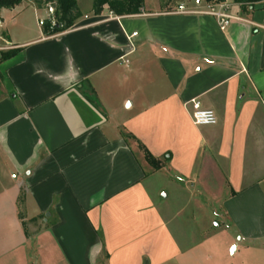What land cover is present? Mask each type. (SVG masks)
<instances>
[{"label":"crops","instance_id":"crops-1","mask_svg":"<svg viewBox=\"0 0 264 264\" xmlns=\"http://www.w3.org/2000/svg\"><path fill=\"white\" fill-rule=\"evenodd\" d=\"M227 1L221 29L202 0L135 15L77 0L52 35L33 0L0 7V264H205L160 173L201 209L219 203L236 251L264 238V2ZM193 100L217 123L196 125Z\"/></svg>","mask_w":264,"mask_h":264},{"label":"rangeland","instance_id":"rangeland-1","mask_svg":"<svg viewBox=\"0 0 264 264\" xmlns=\"http://www.w3.org/2000/svg\"><path fill=\"white\" fill-rule=\"evenodd\" d=\"M79 1V6L84 12L93 0ZM2 17L6 18V16ZM165 165L164 162L163 166ZM165 176L164 173L157 176L162 190L161 195L170 193L168 203L171 210L176 221L182 224L189 237L192 240L205 242L209 254H212L205 264H264V238L253 243L245 240L239 244L237 251H233L241 234L231 221L225 218L226 213L217 205L219 203L213 202V205L207 204L201 209L200 204L193 197L185 196L176 189V180L166 179ZM200 198L204 199L202 196ZM207 201L212 202L209 197ZM191 264L200 263L191 261Z\"/></svg>","mask_w":264,"mask_h":264},{"label":"trees","instance_id":"trees-1","mask_svg":"<svg viewBox=\"0 0 264 264\" xmlns=\"http://www.w3.org/2000/svg\"><path fill=\"white\" fill-rule=\"evenodd\" d=\"M39 8L52 7L54 9L52 18L54 21L46 20L42 23L43 31L46 34H57L64 32L75 25L76 20L81 16V11L78 7L77 0H33ZM174 1V0H173ZM177 1V0H176ZM198 1V0H194ZM206 4H220L225 0H202ZM236 3H240L243 8L252 6L255 3L262 2L264 0H234ZM21 0H0V7H14L19 4ZM145 0H93V12L100 14L104 7H107L113 13L117 15H135L140 14L143 10ZM18 50H10L3 52L1 60H6L17 54ZM127 141H134L135 138L130 134H125ZM139 147L144 151V158L148 164L154 169H160L163 167L164 162L169 160L168 157L163 159L154 158L147 149L138 143Z\"/></svg>","mask_w":264,"mask_h":264},{"label":"built area","instance_id":"built-area-1","mask_svg":"<svg viewBox=\"0 0 264 264\" xmlns=\"http://www.w3.org/2000/svg\"><path fill=\"white\" fill-rule=\"evenodd\" d=\"M228 7L229 3L227 0H225L220 4H207L206 8L204 10L198 11V13L214 16L217 19L221 29H225L231 19L237 18L236 16L228 13ZM49 11L51 14H53L54 9L50 7ZM176 12L193 13L194 11H189L183 4H180ZM111 14H113V12H111ZM51 21H54L53 18H51ZM136 35L137 32L133 33V36ZM192 103V120L196 125H214L217 123L218 119L213 110L201 108V104L198 100H193Z\"/></svg>","mask_w":264,"mask_h":264},{"label":"water","instance_id":"water-1","mask_svg":"<svg viewBox=\"0 0 264 264\" xmlns=\"http://www.w3.org/2000/svg\"><path fill=\"white\" fill-rule=\"evenodd\" d=\"M233 251L235 250V247H233V249H232Z\"/></svg>","mask_w":264,"mask_h":264}]
</instances>
